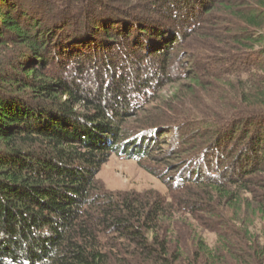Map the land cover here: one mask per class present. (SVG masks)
<instances>
[{"label":"trees","instance_id":"1","mask_svg":"<svg viewBox=\"0 0 264 264\" xmlns=\"http://www.w3.org/2000/svg\"><path fill=\"white\" fill-rule=\"evenodd\" d=\"M169 133L170 201L101 193ZM259 223L264 0H0V264H264Z\"/></svg>","mask_w":264,"mask_h":264},{"label":"rangeland","instance_id":"2","mask_svg":"<svg viewBox=\"0 0 264 264\" xmlns=\"http://www.w3.org/2000/svg\"><path fill=\"white\" fill-rule=\"evenodd\" d=\"M190 63L194 64V61H191ZM174 88V85H169L162 91L156 93V97L161 101L166 100L175 90ZM143 106L144 105L141 107ZM152 106L154 105L149 104L145 107ZM128 119L126 128L131 127L130 129L132 131H134L137 127L143 128L149 126L139 123L140 119L136 117L132 116ZM163 140L165 141V144L162 145L160 150L153 155V159L135 161L119 157L118 154L110 155L107 161L101 166L99 173L94 178V181L101 193L113 196L114 198L118 194L151 193L152 196L155 195L156 197H162L170 201L174 195L171 186L177 173L175 167L173 166L174 164L171 168H167V165L162 163L161 160L163 159L162 155L170 156L175 152L174 142L176 141V136L169 133L163 137ZM161 151L162 155L159 154ZM184 172L186 173V171ZM185 218L188 219V217ZM190 225H192V227ZM190 225H187L190 227L189 230L198 235V237H200L209 248H213L215 246L216 235L213 232L205 228L198 227V225L192 221L190 222ZM253 233L264 238L263 224H257ZM172 236L173 246L176 244L180 245V242L187 240L188 237L184 231Z\"/></svg>","mask_w":264,"mask_h":264}]
</instances>
